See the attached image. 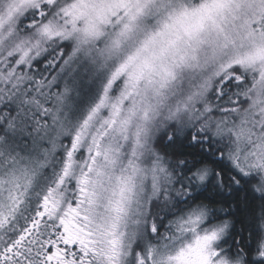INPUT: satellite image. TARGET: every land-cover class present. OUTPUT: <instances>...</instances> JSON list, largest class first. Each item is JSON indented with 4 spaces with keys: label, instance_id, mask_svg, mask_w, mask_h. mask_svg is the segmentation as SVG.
Masks as SVG:
<instances>
[{
    "label": "snow or ice",
    "instance_id": "obj_1",
    "mask_svg": "<svg viewBox=\"0 0 264 264\" xmlns=\"http://www.w3.org/2000/svg\"><path fill=\"white\" fill-rule=\"evenodd\" d=\"M0 264H264V0H0Z\"/></svg>",
    "mask_w": 264,
    "mask_h": 264
}]
</instances>
